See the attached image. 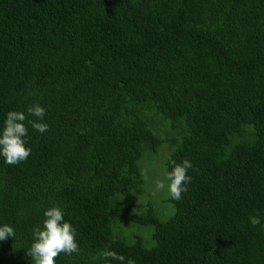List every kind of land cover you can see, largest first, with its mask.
<instances>
[{"label":"trees","instance_id":"1","mask_svg":"<svg viewBox=\"0 0 264 264\" xmlns=\"http://www.w3.org/2000/svg\"><path fill=\"white\" fill-rule=\"evenodd\" d=\"M37 102L49 130L28 125L20 164L0 158V224L16 231L0 264H31L52 205L80 249L55 264H109L105 249L135 264H264V227L249 222L264 223V0H0V124ZM162 146L167 172L191 161L188 190L159 191L168 217L132 211L151 171L140 162Z\"/></svg>","mask_w":264,"mask_h":264},{"label":"clouds","instance_id":"2","mask_svg":"<svg viewBox=\"0 0 264 264\" xmlns=\"http://www.w3.org/2000/svg\"><path fill=\"white\" fill-rule=\"evenodd\" d=\"M47 110L40 103L28 105L26 110H9L0 124V158L8 165H18L25 161L31 154V146L27 143L29 132L28 125L35 131L43 134L49 130V124L45 117ZM36 117L29 120L28 117ZM172 168L167 172L165 179L157 182L159 190H166L168 197L175 201L182 199V193L188 190L192 177L188 170L193 167L189 159L177 163L170 161ZM65 211L60 205H52L43 211V220L32 229V242L26 249L31 258V264H55V258L61 253L68 256L79 253V243L76 239L78 233L76 227L65 219ZM249 222L252 226L264 223L259 215H250ZM16 237L13 225L0 224V242ZM102 258L109 264L115 261L118 264H135V260L119 254L114 250L105 249Z\"/></svg>","mask_w":264,"mask_h":264},{"label":"rangeland","instance_id":"3","mask_svg":"<svg viewBox=\"0 0 264 264\" xmlns=\"http://www.w3.org/2000/svg\"><path fill=\"white\" fill-rule=\"evenodd\" d=\"M154 122H155L154 131L162 137H166L167 136L166 133L172 130L170 128L169 122L163 121L159 116L155 117ZM167 154H168L167 146H162L156 155L145 156L141 160L140 162L141 165H143V167L144 166L147 167L151 171L145 173L143 169L140 167L144 178L147 179V183L141 188L132 191V193L125 198V202L130 205V209L132 211H139L142 208L145 209L146 206L148 205V202L153 203V206L155 207L156 211L159 213L161 217H168V215H170V211L171 212L173 211V205L170 202H168V204L171 207V210L169 211L168 215H162L160 213V206H158V204L161 203V194L159 193V191H161L162 194H164L166 190L162 191L157 189L156 184L158 181L164 180L167 174V170L166 168H164ZM163 196H165V194ZM166 197H168V194ZM161 208H163V210L166 211V209H168L169 207H167L164 203H161ZM128 229H129L128 227L127 229L123 228V231L126 232L128 231ZM148 244L151 245L152 241H149Z\"/></svg>","mask_w":264,"mask_h":264}]
</instances>
